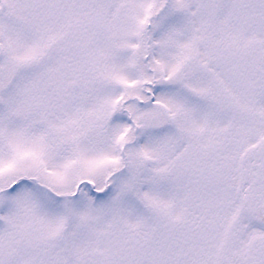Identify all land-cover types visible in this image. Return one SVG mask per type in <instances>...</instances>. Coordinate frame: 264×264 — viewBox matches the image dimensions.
<instances>
[{
	"label": "snow or ice",
	"instance_id": "obj_1",
	"mask_svg": "<svg viewBox=\"0 0 264 264\" xmlns=\"http://www.w3.org/2000/svg\"><path fill=\"white\" fill-rule=\"evenodd\" d=\"M0 264H264V0H0Z\"/></svg>",
	"mask_w": 264,
	"mask_h": 264
}]
</instances>
